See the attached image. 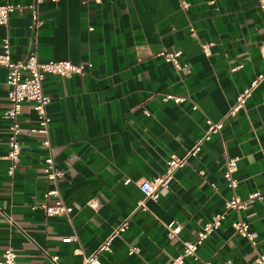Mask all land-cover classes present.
<instances>
[{
  "label": "crops",
  "instance_id": "0c3cea01",
  "mask_svg": "<svg viewBox=\"0 0 264 264\" xmlns=\"http://www.w3.org/2000/svg\"><path fill=\"white\" fill-rule=\"evenodd\" d=\"M182 2L190 8H182ZM34 0H0L18 8L0 27L9 36L12 59L25 61L36 50L41 62L71 61L86 66L70 78L48 74L44 92L51 102L49 141L57 183L43 172L48 150L32 133L37 117L23 104L22 151L9 172L7 71L0 67V259L7 248L18 264H83L122 222L129 227L102 252L101 264H172L184 242L224 211L231 190L224 178L226 157H237V193L264 195V79L235 115L238 96L264 76V12L259 0H43L42 26L30 30ZM195 30V35L191 30ZM211 43V52L203 44ZM182 51L190 74L178 73L160 56ZM188 98L185 104L165 96ZM196 104L197 110L192 106ZM207 120L220 132L175 175L157 201L139 202V184L166 171L171 155L184 156L202 138ZM201 172H204L201 174ZM57 188L73 208L69 216L47 217L33 206ZM57 197H50L52 203ZM96 199L93 209L88 202ZM230 212L222 226L183 264H253L264 255V198L248 204L242 218L256 245L238 235ZM182 231L169 239L165 224ZM73 237L64 243L62 238ZM140 249L129 255V247Z\"/></svg>",
  "mask_w": 264,
  "mask_h": 264
},
{
  "label": "built area",
  "instance_id": "2783aa9c",
  "mask_svg": "<svg viewBox=\"0 0 264 264\" xmlns=\"http://www.w3.org/2000/svg\"><path fill=\"white\" fill-rule=\"evenodd\" d=\"M43 0H34V3L29 7L32 13V23L29 28L35 34H38L43 21L39 16V4ZM56 2L57 0H52ZM259 7L264 12V0H259ZM18 6L12 4L0 5V27H4L8 24L9 15L13 13ZM182 8L188 10L190 4L182 2ZM191 34L195 35V30H191ZM211 43L203 44V52L209 55L211 52ZM182 51L166 52L162 51L160 56L164 58L167 63H170L174 70L178 73L185 75L190 74L191 70L188 65L182 61ZM0 67H3L7 71L6 85L8 88V102L9 107L4 113V117L10 122L8 127V152L6 159L10 162L9 172L12 173L19 165L20 155L22 151L21 136L23 133V126L20 120V116L23 111L24 103H31L32 108L37 117V126L31 128L32 133L41 134L44 136L42 145L48 150L49 154L45 158L44 174L48 182L57 183L63 176L64 172L55 167L54 156L52 154L51 144L49 141V129L51 124V117L48 113L47 107L51 102L50 97L44 92L43 82L48 74L59 75L70 78L74 75H83L86 72V66L83 64H75L71 61H48L41 62L38 59L36 50L32 51L25 61H14L12 59V46L9 36L0 40ZM264 79V76H259L254 80L250 87L244 90L237 98L235 104L232 106L229 115H235L246 104L247 99L251 93L257 88L260 81ZM165 101H173L175 104H185L188 102V98L180 95L169 94L165 96ZM192 109L195 111L198 106L194 104ZM207 131L205 135L196 140L192 149H190L184 156L180 157L175 154L171 155L167 161L166 171L150 180H143L139 184L140 191L144 198L139 202L140 206H144L146 200L157 201L161 194L170 188L171 183L175 179V175L178 171L182 170L187 164L190 158L195 157L202 149L203 143L210 140L211 136L220 132L223 127V123H215L211 120H207ZM226 171L224 178L230 188L232 194L227 200L226 206L223 212L214 215L209 222H207L203 228L197 233V237L194 241L184 242L183 254L174 259L172 264H183L185 258H197L199 247L207 240L212 233L220 228L223 222L227 219L230 212L236 214V220L233 222V227L238 235L247 238L252 245H256L255 235L250 232L249 224L242 218V213L246 210L248 204H253L257 201H261L264 195L255 192L248 196V200L244 201L237 193L238 180L236 173L238 171L237 157H226L225 160ZM204 172H201L203 174ZM57 197L54 202L50 203V197ZM88 206L96 209L98 202L96 199H92L88 202ZM33 209H41L47 217L55 216H69L73 212V208L68 206L63 199L59 196L57 188L49 189L43 195V202L39 205L33 206ZM128 220L122 222L113 233L100 245L98 250L91 256L85 257L83 264H101L99 261V255L102 252L112 253V242L121 232L128 229ZM167 231V237L176 239L179 237L182 228L180 225H176L174 222L165 224ZM64 243H70L74 241L73 237L62 238ZM129 255L139 254L140 249L135 246L129 247ZM52 261L54 264L58 263V256H53ZM0 264H18V254L13 248H7L0 259ZM205 264H209L208 262ZM228 264H231L230 262ZM253 264H264V255H258Z\"/></svg>",
  "mask_w": 264,
  "mask_h": 264
}]
</instances>
